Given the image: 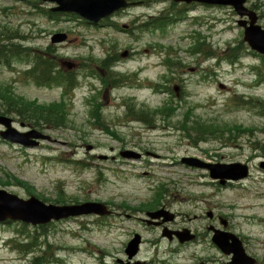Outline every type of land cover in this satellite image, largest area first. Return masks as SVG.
I'll return each mask as SVG.
<instances>
[{"label": "rangeland", "instance_id": "374dc122", "mask_svg": "<svg viewBox=\"0 0 264 264\" xmlns=\"http://www.w3.org/2000/svg\"><path fill=\"white\" fill-rule=\"evenodd\" d=\"M29 1L39 8L26 0H0V36L45 48L52 44L53 33L66 32L65 41L52 45L58 60L77 63L72 75L79 84L65 93L60 85L45 87L21 78L18 71L29 67L25 59L15 61L12 68L0 64V84L12 83L17 94L38 103L65 101L68 110L66 126L44 128L51 140L41 141L38 147L24 148L0 139V176L3 172L16 176L32 193L14 180L0 188L25 199L34 195L45 203H55V198L64 200L55 204L101 201L111 206L113 214L71 217L42 226L0 222V264H27L36 255L51 260L48 264H119L118 259L126 260L124 248L134 233L141 236V244L132 261L192 264L197 255L220 256L210 248V225L245 236L248 252L264 264V170L258 165L264 159V74L252 70L253 65L264 71L263 60L246 55L232 65L222 59L242 41L243 30L237 24L242 17L227 6L202 7L187 14L199 17L197 23L183 19L163 28H143L150 18L172 16L171 0H136L140 2L111 19L129 26L128 33L88 25L79 17L41 16L39 10L51 4ZM252 3L262 4L264 25V0H248L247 5ZM191 30L206 36L211 57L188 52L193 45ZM131 48L133 54L121 56ZM107 55L115 58L113 73L123 74L119 81L126 78L117 86L99 80L109 71L101 63ZM165 59L177 63L169 68ZM155 85H163L161 92L153 89ZM170 100L176 106L174 114H154L155 108ZM138 109L154 116L151 124L131 116ZM8 115L23 130L18 117ZM193 119L246 129L200 140L180 127L181 121L189 125ZM89 145L92 149L87 150ZM122 149L141 156L122 157ZM183 156L246 163L249 174L222 186L207 169L181 163ZM160 185L166 192L156 208L164 207L175 217L159 225L147 224L145 212L156 209H148V204ZM210 211L213 217L208 216ZM220 219L229 221L228 228ZM163 226L187 228L199 240H168L161 235Z\"/></svg>", "mask_w": 264, "mask_h": 264}, {"label": "water", "instance_id": "95a60500", "mask_svg": "<svg viewBox=\"0 0 264 264\" xmlns=\"http://www.w3.org/2000/svg\"><path fill=\"white\" fill-rule=\"evenodd\" d=\"M46 2L56 3L53 10L64 12H73L93 23L98 22L101 18L113 13L116 10L127 7L132 2L127 0H43ZM176 2L198 1L208 4L228 5L232 6L235 12L240 16L249 17V25L245 26L244 20L238 23L244 26V40L248 45L263 53L264 55V28L256 24L257 16L254 11L247 8L244 4L245 0H174ZM67 38L66 33L57 32L51 36L52 43H60ZM123 52V56H125ZM63 65L71 69L74 64L71 61H63ZM176 89V88H175ZM13 119L7 115L0 114V124L5 129L0 131V136L13 143L23 146L35 147L39 145L38 138L49 139L50 136L40 132L37 129H28L25 131L18 130L12 125ZM23 126V123H20ZM91 146H87L89 149ZM124 157H139V153L135 154L128 151H122ZM183 163L191 166L206 168L212 178L218 179L220 184H224L229 179H241L247 176L248 167L246 164L234 163H208L193 157H183ZM259 166L264 169V160L259 162ZM111 210L102 202L85 201L82 203L71 204H54L45 203L34 195L28 198H21L18 195L8 192L0 188V221L21 220L25 223L44 224L51 220H59L61 218L73 217L83 214L109 215ZM150 218H162L163 222L171 221L174 214L161 208L155 211H148ZM149 222V220H147ZM225 225V222H223ZM162 235L168 239H172L173 235L177 236L180 242L188 241L194 238V234L187 228L181 230H171L167 227L162 229ZM232 239V244L228 246L226 240ZM212 241L226 254L232 253L230 264H255V259L247 256L240 240L229 232L214 229ZM141 236H134L127 242L125 253L127 258L132 259L139 250ZM120 261V260H119ZM135 264H139L136 262Z\"/></svg>", "mask_w": 264, "mask_h": 264}, {"label": "trees", "instance_id": "16d2710c", "mask_svg": "<svg viewBox=\"0 0 264 264\" xmlns=\"http://www.w3.org/2000/svg\"><path fill=\"white\" fill-rule=\"evenodd\" d=\"M26 1L28 3H34V8H39L37 2H30L29 0ZM172 9L174 18L159 16L155 19V24L153 25L155 27L162 28L171 21H176V17L181 16V10L170 8V10ZM39 13L41 16L45 15L51 18L57 17L59 15V13L52 11L49 7H42L41 10H39ZM66 16L77 17L75 14H68ZM150 22L151 21L149 20V23L143 24L142 27L147 26L148 24H150ZM112 25H114L113 27L115 29H121L119 24L117 23H113ZM3 35L4 38L0 36V64H5L8 67L12 68L11 65L15 61L18 62L25 59L26 61H24V63L29 67L18 71V74L21 75V78H23L24 80H31L36 85L40 86L63 84L66 87L68 86V89L73 85V83L76 82V76H73L71 74L73 70L64 71L63 69H61L60 62L57 58V51L55 52L56 48L54 45L51 44L46 46L45 48L23 46L19 42H14L12 40L14 37H9L7 36V34ZM199 42L198 39H196L195 44L199 45ZM200 43H202V47L205 46L204 42ZM196 48L197 46L191 47L190 51L192 49L196 51ZM237 51L236 49L230 50L222 59L230 63H235L239 60V53H237ZM110 59L111 57L108 56L101 60V63L104 66L109 67L114 64V62H112ZM165 62L169 66V68L171 67V65L177 63L175 61H172L171 59H166ZM61 102L62 103L52 102L49 104L38 103L34 99H27L24 96L17 94L12 83L0 84V113L7 115L13 113L16 117H18L17 119H19V121L23 122L26 125L28 124L30 127L33 128L42 130L43 128L56 129L65 126L68 120V110H65V106L63 104L65 101ZM245 103L248 104L250 103V101H247ZM175 110L176 106L173 105L172 101L170 100L165 102L163 106L155 108L153 112L154 114L160 113L166 115L164 117H169L175 113ZM134 112L136 114L131 115L133 116V118L144 121L148 125L152 123L151 121L154 116L152 117L151 114L148 113L147 109H138ZM187 122L188 121H181L180 127L182 129H185L186 131H193L195 133V137L200 140H204L208 135H221L222 133H224V131H229V133H231L234 130L243 131L244 129H246L241 125H232L231 127L229 125L220 126L218 124L207 123L199 119H193L189 125L187 124ZM103 127L107 129L104 124ZM3 173L4 174L0 176V185L11 183V180H14L15 182L19 183L22 187L26 188L29 193H32L30 188L25 186V181L16 178V176L8 172ZM162 191L163 187H158L156 191V197H160L162 195ZM58 192H62V190H58ZM58 195L62 196V193H58ZM43 199L48 200L47 198ZM53 202H64V200L55 198ZM74 202H77V200H75ZM157 202L158 199H156L154 203L151 202L148 206L153 205V207H155ZM25 245L27 246L28 244ZM50 262L51 260L45 259L44 256L36 255L27 264H48Z\"/></svg>", "mask_w": 264, "mask_h": 264}, {"label": "flooded vegetation", "instance_id": "af4514ba", "mask_svg": "<svg viewBox=\"0 0 264 264\" xmlns=\"http://www.w3.org/2000/svg\"><path fill=\"white\" fill-rule=\"evenodd\" d=\"M179 6L183 9V10H185L187 13L188 12H191V13H193L197 8H202V7H206V6H204L203 4H201V3H197V2H192V3H180L179 4ZM252 8L251 9H253L255 12H256V14H257V23H260L261 24V22H260V20H262V18H263V16H262V13H261V10H260V7L262 8V4H261V6H259V5H255V3L251 6ZM208 8V7H207ZM186 19H187V21L190 23V24H194V23H197L198 21H199V17H196V16H190V15H187L186 16ZM244 19H246V18H244ZM243 24H245V25H247L248 26V22H246V23H243ZM124 28V27H123ZM192 35H194L196 38H198V39H200V40H202L204 37H205V39H206V36H203V35H201L199 32H197V31H192ZM201 42V41H200ZM199 42V45H197V48H196V53H200V54H205L206 56H211V55H213V51L210 49V48H207L206 46H205V49L202 47V43H200ZM206 43V45H208V44H210V42L209 41H206L205 42ZM244 44V48H241V46L240 45H237V46H235V47H233V48H231V50H235L236 49V51H237V53H239V56H243L244 54H246V53H252L253 54V52H255V51H253V50H251L250 48H249V46H246V44L245 43H243ZM147 50V49H146ZM126 51V55H131V54H133L134 52V49L133 48H131V49H128V50H125ZM217 182V181H216ZM232 181H227L226 183H225V186L226 185H228V184H230ZM218 183V182H217ZM208 216L209 217H213V215H212V212L210 211L209 213H208ZM220 218V217H219ZM218 218V219H219ZM147 224H151V225H159L160 223V221H153V223L152 222H147L146 220H145V218L143 219ZM223 222H225V226L223 225ZM228 223H229V221L227 220V219H220V224L224 227V228H228L227 226H228ZM208 229H209V231L211 232V231H213L214 229H217V230H223V231H226V232H229V233H231V234H233V235H235L237 238H239L240 239V241H241V244H242V246L244 247V250L248 253V254H250L249 252H248V250L246 249V241H247V239L245 238V236H242L241 234H237L236 235V233L234 234V233H232V232H230V231H228V230H225V229H219L217 226H214V225H210L209 227H208ZM194 241H198L199 240V238L197 237V235H196V233H195V237H194V239H193ZM189 242H193V241H189ZM211 242H212V240H211ZM212 244V245H211ZM226 244L228 245V246H230L231 244H232V239H230V238H228L227 240H226ZM211 247H213V248H215L218 252H219V255L220 256H216L215 254H212V253H210V252H208L207 254H201V255H197L196 257H195V261L192 263V264H214V263H217V262H219V263H224V264H229V261H230V259H231V254H226V253H224L223 251H221L218 247H216L214 244H213V242L212 243H210V248ZM251 255V254H250ZM256 260H257V264H258V262H259V260H258V258H256ZM121 264H124V263H121Z\"/></svg>", "mask_w": 264, "mask_h": 264}]
</instances>
